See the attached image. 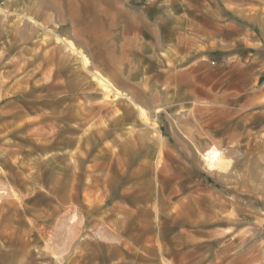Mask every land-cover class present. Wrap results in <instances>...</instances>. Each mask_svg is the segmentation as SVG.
I'll return each instance as SVG.
<instances>
[{
  "label": "rangeland",
  "instance_id": "374dc122",
  "mask_svg": "<svg viewBox=\"0 0 264 264\" xmlns=\"http://www.w3.org/2000/svg\"><path fill=\"white\" fill-rule=\"evenodd\" d=\"M151 234L264 264V0H0V264H170Z\"/></svg>",
  "mask_w": 264,
  "mask_h": 264
},
{
  "label": "crops",
  "instance_id": "0c3cea01",
  "mask_svg": "<svg viewBox=\"0 0 264 264\" xmlns=\"http://www.w3.org/2000/svg\"><path fill=\"white\" fill-rule=\"evenodd\" d=\"M247 72H248L247 70L246 71H241V72L238 73V75L240 73H242V75L244 76V74L247 73ZM216 101H218V104H222V105L225 104V102L222 101V100L219 101V99H216ZM216 101L215 100L213 102L208 101L209 103H207V104H211V103L213 104ZM203 107H207V105H205ZM222 112H224V110H222ZM65 145L66 146H69L70 145V139L67 140V142L65 143ZM54 179H55V182H52V186L50 188H51L53 194H56L57 195L58 190L61 189V187L63 186V184H59V179L60 178H59V176H57V174H56V177ZM54 179H53V181H54ZM39 184H40V182H37V183L31 184L30 186H32V187H26V186H23V183H21L22 188L19 187L20 188L19 190L22 191V192H24V193L28 192L29 190H32L33 191V190H35L39 186ZM68 192L70 193V190ZM136 211H139V210H136V209H129V210L123 209L122 210V212L124 213V215L127 216L129 219L135 218V216H133V214L136 213ZM191 221H194V220H191ZM196 221H197V219H196ZM136 223L137 224H142V222L139 219L136 221ZM148 231L149 230H147L146 233H148ZM152 231L153 230H151L149 232H152ZM191 234L192 233H189V235H188L189 236L188 237L189 238V242L192 241V239L195 237V236H192ZM150 236H151V239H153V240L155 239V237H153V234H151ZM159 239H160V235L157 236V238L155 239L157 241V243H159L158 244L159 255H161V258L162 257H165L164 259H166V258H167V260L169 259L170 262H169V260H168V262L170 264H182L183 261L189 262L192 259V258L190 259L189 256L191 254H193V250H183V251H179L178 257L172 256V254L169 253V251H168V249L166 247L163 246V248L161 249V247H160V244L161 243H160V240ZM161 239H162V237H161ZM167 256H169V257H167ZM148 259L149 258H147L146 260H148Z\"/></svg>",
  "mask_w": 264,
  "mask_h": 264
},
{
  "label": "bare ground",
  "instance_id": "6f19581e",
  "mask_svg": "<svg viewBox=\"0 0 264 264\" xmlns=\"http://www.w3.org/2000/svg\"><path fill=\"white\" fill-rule=\"evenodd\" d=\"M65 43H67L66 45H67V47L68 48H70V50L69 51H71L72 53H74V54H77L79 57H80V59H81V67L83 68V69H87L88 67H89V64H88V60L86 59V57L84 56V54L83 53H81L78 49H77V47L75 46V44H74V42L73 41H71V40H67V42H65ZM92 76H96V84L102 89V91H104V92H107V90H115L114 92H115V94H117V95H120V91H118V90H116V89H114V87H113V84L111 83V81H109V79L108 78H106L104 75H102L100 72H98V71H95V72H93L92 73ZM75 79H77V78H75ZM79 80H80V78H79ZM112 91V92H113ZM117 97V96H116ZM128 100H129V102L131 103V104H133L135 107H136V109H137V111H138V116H139V118H140V120H143V117H144V115L141 113V108H140V105L139 104H137L132 98H130V97H128ZM143 124H147L146 122H144L143 121ZM158 153H160V151L158 152ZM220 158L221 157H219V155L218 154H214V155H208V156H206L205 157V159H206V161H207V163H209V165H210V167L212 166V168H215V167H221L222 165L223 166H225L226 165V162H224L223 160H220ZM159 160H160V154H159V156L157 157V162H159ZM227 166V165H226ZM11 167L12 168H15L14 167V165L12 166L11 165ZM217 169V168H216ZM228 169V168H227ZM220 171V170H219ZM5 173V172H4ZM11 175H12V173H10ZM4 176L5 177H7L8 175H6V174H4ZM7 182V181H6ZM7 186H8V188H10V190L12 189V193H13V195H15V191H14V188L12 187V185L10 184V183H8V184H6ZM166 263V262H165Z\"/></svg>",
  "mask_w": 264,
  "mask_h": 264
}]
</instances>
